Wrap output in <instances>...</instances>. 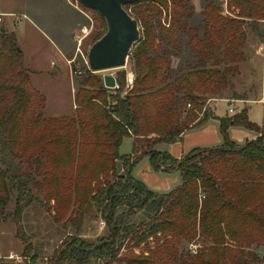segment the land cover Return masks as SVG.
Returning <instances> with one entry per match:
<instances>
[{"label": "trees", "instance_id": "trees-1", "mask_svg": "<svg viewBox=\"0 0 264 264\" xmlns=\"http://www.w3.org/2000/svg\"><path fill=\"white\" fill-rule=\"evenodd\" d=\"M124 9L140 30L128 56L133 87L121 98L85 68L70 120L43 118L44 97L31 85L15 35L0 30V219L12 203L23 264H38L41 255L23 233V216L51 201L54 223L64 220L69 236L47 264H264V126L243 110L218 120V147L180 161L156 150L205 126L212 120L206 104L226 90L247 101L233 80L247 60V32L264 42V0H226L228 15L205 0L201 37L186 29L191 0H137ZM187 52L188 68L174 72L171 57ZM230 128L259 137L238 146ZM125 139L131 153L120 155ZM144 158L155 174L177 173L179 186L156 193L134 179ZM97 215L105 235L86 241V224Z\"/></svg>", "mask_w": 264, "mask_h": 264}, {"label": "rangeland", "instance_id": "rangeland-1", "mask_svg": "<svg viewBox=\"0 0 264 264\" xmlns=\"http://www.w3.org/2000/svg\"><path fill=\"white\" fill-rule=\"evenodd\" d=\"M8 1V0H5ZM71 4L77 9H71L66 4L61 3L59 0H12L9 4V8L15 13H23L26 17L19 18L16 23V30L13 33L16 35V42L21 51L24 52L23 65L25 69L31 72L30 82L33 88L44 97L45 106L42 111L43 118L46 119H65L70 120L75 116L76 105L74 102L75 93L81 89L79 84L82 79L86 77L84 69L87 68L86 57L89 48L95 42L97 36L101 37L105 34V23L103 20L93 11L88 10L77 4L74 0H69ZM223 0H214L215 4L221 7V11L224 15H228L222 5ZM205 0H191L193 6V14H191L186 21V29L192 28L197 31L198 37H201L203 32V21L201 11L204 7ZM24 10V11H23ZM31 13H34L37 17L41 18L42 24H36L39 28L44 30H50L51 25L54 23V28H58L57 24L65 27L66 24L61 23L63 16H67L69 23L74 28L73 39L69 38L68 50L66 51V60L62 53H65L64 49H57L47 45V41L41 35L40 30L31 28L30 24H33V19L30 17ZM13 20V19H12ZM26 20H28V23ZM56 20V21H55ZM9 21V20H7ZM57 22V24H56ZM51 24V25H50ZM76 24H79L76 27ZM86 29V36L82 39L80 45H78L76 38H80V30ZM5 29L10 32L11 29L4 23H0V30ZM36 29V30H35ZM264 31V24L262 27ZM56 38H61L64 34L57 33ZM247 42L245 53L252 54L259 44L255 37L251 36L247 32ZM264 35V34H263ZM77 38V39H78ZM158 45L159 43L156 42ZM187 47L188 39L186 35L182 36V44ZM171 55V52H169ZM63 57V58H62ZM254 58V57H253ZM190 59L187 52L186 55H179L171 57L172 67L174 72L180 69H186V61ZM53 62V63H52ZM71 65L74 66V73H72ZM257 63L252 61H245L239 65V76L233 80V90L239 96H246L247 100H253L259 91V84L257 82ZM179 72V71H178ZM132 75L134 82V69L130 60L127 59L125 68L118 70H110L94 74L97 80L100 82L102 89L109 93L118 94L119 97L126 96L133 87L127 88L126 78ZM105 79H113L115 87L109 89L104 86ZM124 80L123 87L121 88L120 82ZM85 89V88H83ZM87 89V88H86ZM230 92L225 91L222 98L215 104V115L217 118L223 119L225 117H233L240 115L243 112V106L246 102L241 100H231L228 105L225 99H230ZM259 99V97H258ZM257 99V100H258ZM209 102V101H208ZM238 108L236 110L240 114L233 116L228 113L231 108ZM208 108V103L206 104ZM211 107V108H210ZM208 110L212 113L213 106L210 105ZM248 107V119L249 122L259 127L264 125L263 110L262 107L257 104L247 105ZM190 109V108H187ZM195 115L200 118L201 114L194 112ZM208 122L207 124H209ZM243 131L240 128L234 130L232 137L234 140H229L236 143L238 146H243L245 141L243 139ZM131 140L125 139L120 147V155H128L131 153ZM163 145H158L156 150H160ZM135 155L133 158L138 157ZM132 158V159H133ZM121 165L118 163L117 173L122 175ZM53 201L49 202L47 207L34 205L26 211L23 216L21 227L25 237L29 238L32 245L36 248L41 246V255L39 256L38 264H47L52 254L61 248L62 242H64L68 235V232L62 230L64 220L60 223H54L53 220ZM13 204L10 203L5 211L3 217L0 219V264H23L21 254L23 251V245L21 241L16 237L17 225L11 220V214L13 212ZM104 220L101 216L97 215V218L90 217V221L86 224L84 239L86 241H95V237L105 235L104 230L99 233L98 226ZM151 240L149 239V243ZM125 246H127L125 244ZM151 246V244H150ZM183 248V247H182ZM186 248V247H185ZM142 246L135 248L133 253L135 255L140 254ZM122 253H125L122 251Z\"/></svg>", "mask_w": 264, "mask_h": 264}, {"label": "crops", "instance_id": "crops-1", "mask_svg": "<svg viewBox=\"0 0 264 264\" xmlns=\"http://www.w3.org/2000/svg\"><path fill=\"white\" fill-rule=\"evenodd\" d=\"M61 3L64 2L67 7L77 10L69 0H59ZM214 1V0H211ZM220 1V0H219ZM222 5L224 7V10L226 11V0L221 1ZM12 3V0H0V15H3V21L10 29L11 31L9 33H13L16 30V23H18L15 17L18 19L26 17L23 13H15L11 8H9V4ZM24 11V10H23ZM202 12V11H201ZM30 17L33 19V24H30L28 20H26L31 28H36L40 30L41 35L44 37V39L47 41V45H50L51 47L57 49H64L65 53H62L64 59L66 60V51L68 50V43L69 38L73 39L74 36V28H72V25L70 24L69 28L67 29V24L69 21H67L68 17L65 15L61 19V23L66 24L65 27H62L60 24H57V29L54 28V23L51 25L50 30H42L36 24H42V20L40 17H38L34 13H31ZM15 18V19H14ZM13 19V20H12ZM9 20V21H7ZM56 21V20H55ZM79 24H76V27H78ZM35 29V30H36ZM5 30V29H4ZM57 33L64 34L61 38H56L57 35H54ZM264 34V31H263ZM15 35V34H14ZM16 38V35H15ZM254 51L252 54H248L247 61H252V59L257 63V82L259 84V91L258 94L255 96L253 100H247L245 101L246 104L243 106V110H246L247 118H248V107L247 105L250 104H257L262 107L263 110V120H264V42L261 44H257V47L253 49ZM23 54V59L25 57L24 52L21 51ZM60 52V51H59ZM68 55V54H67ZM62 57V58H63ZM254 57V58H253ZM53 63V62H52ZM259 97V99H258ZM258 99V100H257ZM218 100H211L208 103V106H213L212 111V120H210L209 124H206L200 129L187 131L183 134L182 139L180 142L171 144V145H163V147L159 150L161 152H167L173 159L180 161L185 156H187L191 151L195 149H210L218 147L222 144V139L219 135V119L215 115V104ZM227 101L228 105H230L231 99H225ZM233 106V105H231ZM208 107V108H209ZM234 107V106H233ZM236 107V106H235ZM231 108L228 110V113H230L231 116H233L238 108ZM211 108V107H210ZM233 110V112H230ZM249 120V119H248ZM264 126V125H263ZM237 128H230L228 131V137L231 138V140H234L232 137V134L234 130ZM243 133V139L245 142L254 141L259 135L246 132L242 130ZM132 144V142H131ZM122 171V170H121ZM132 176L134 179L142 182L149 190L156 192V193H168L170 191H173L175 188H177L180 184V178L177 173L173 174H155L152 172L148 160L146 158L142 159L140 163L133 169Z\"/></svg>", "mask_w": 264, "mask_h": 264}, {"label": "water", "instance_id": "water-1", "mask_svg": "<svg viewBox=\"0 0 264 264\" xmlns=\"http://www.w3.org/2000/svg\"><path fill=\"white\" fill-rule=\"evenodd\" d=\"M85 9L94 11L104 21L105 34L89 48L87 68L92 74L125 68L128 56L140 40L136 20L124 9L137 0H74ZM104 86L113 89V79H105Z\"/></svg>", "mask_w": 264, "mask_h": 264}, {"label": "built area", "instance_id": "built-area-1", "mask_svg": "<svg viewBox=\"0 0 264 264\" xmlns=\"http://www.w3.org/2000/svg\"><path fill=\"white\" fill-rule=\"evenodd\" d=\"M16 18V20H18V18L17 17H15ZM14 18V19H15ZM2 21H3V15H0V23H2ZM86 29L85 28H83V29H81L80 30V40H79V38L77 39L76 38V41H77V43H78V45H80V43H81V41H82V39L86 36ZM132 83H133V77H132V75L130 74L129 76H127V78H126V86H127V88H131L132 87ZM187 108H190V106L188 105L187 106ZM230 112H233V110H231ZM236 114H240V112L239 111H237L236 112ZM105 227H106V225H105V222H101L100 224H99V226H98V231H99V233H101L104 229H105ZM197 249V246H193L192 247V250H196Z\"/></svg>", "mask_w": 264, "mask_h": 264}]
</instances>
